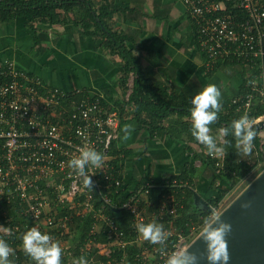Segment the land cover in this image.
Masks as SVG:
<instances>
[{
    "label": "built area",
    "instance_id": "built-area-1",
    "mask_svg": "<svg viewBox=\"0 0 264 264\" xmlns=\"http://www.w3.org/2000/svg\"><path fill=\"white\" fill-rule=\"evenodd\" d=\"M181 2L194 26L207 72L221 65L257 67L259 74L248 81L246 93L231 100L235 111L250 119L254 107L264 100V0ZM259 122L263 128L257 134L258 149L264 164V117L251 120L252 125ZM118 127V114L107 110L101 97L48 87L14 62L1 63L0 239L35 227L59 244L61 264H76L80 257L87 264H165L173 252L186 251L200 227L191 220L185 229L176 223L186 193L195 191L194 184L166 178L160 187L172 191L158 196L154 205L150 189L156 185L146 175L131 182L126 179L123 156L118 153ZM218 134L220 144L223 135ZM87 149L103 155L100 167L86 169L91 190L69 166ZM208 156L220 175L224 153ZM120 210L128 216L126 230L111 214ZM85 221L87 230L80 234L77 226ZM153 221L164 227L163 245L144 240L136 229L139 223ZM16 251L27 256L28 264H35L22 244Z\"/></svg>",
    "mask_w": 264,
    "mask_h": 264
},
{
    "label": "crops",
    "instance_id": "crops-1",
    "mask_svg": "<svg viewBox=\"0 0 264 264\" xmlns=\"http://www.w3.org/2000/svg\"><path fill=\"white\" fill-rule=\"evenodd\" d=\"M85 1L90 6L84 7L82 0H77L66 10L57 9L59 20L54 24L45 20L30 23L21 17L0 22V64L12 61L18 69L40 77L48 87L101 97L105 108L121 117L119 148L128 153L121 154L128 161L134 160L136 177L149 172L161 182L187 171L196 185L195 193L203 197L204 181L210 180V173L199 159H194V155L202 153L200 144L191 142L189 132L180 125L192 123L191 119L171 116L163 121L166 133L153 139L144 126L140 128L132 121L133 105L128 100L136 75H125L123 60L86 19L88 10L103 17L106 28L124 39V47L131 51L151 87L159 84L157 88L164 87L169 95L189 92L192 96L206 85L215 84L221 93L220 101L225 94L231 97L229 79L233 69L221 65L209 71L208 76L194 26L181 0ZM85 23L92 34L84 32ZM126 126H130L127 132ZM217 139L218 135L216 142Z\"/></svg>",
    "mask_w": 264,
    "mask_h": 264
},
{
    "label": "trees",
    "instance_id": "trees-1",
    "mask_svg": "<svg viewBox=\"0 0 264 264\" xmlns=\"http://www.w3.org/2000/svg\"><path fill=\"white\" fill-rule=\"evenodd\" d=\"M77 0H0V22H10L15 18H24L27 22H35L45 20L49 24H54L58 22L59 16L56 15L57 9H67V5L75 3ZM84 7L90 6L88 1L82 0ZM88 9V8H87ZM88 16L86 19L90 20L93 25L97 28L96 31L105 37L107 41V46L110 50L116 51L120 58L124 62V73L127 75L129 72H132L136 75V79L133 84L132 93L129 97L128 104L133 105L132 117L133 122H137L138 126H144L149 133L151 139L161 136L166 133V128L163 125V121L168 120L171 116H178L179 118L186 117L190 118V98L189 92H184L183 96H176L167 94V91L164 87L157 88L159 84L154 87H151L142 76L141 70L137 67L136 59L132 56L131 51H128L123 45V38L118 37L116 34L112 33L110 29H107L104 23V19L101 16H94L93 12L88 10ZM107 16L110 13H105ZM110 17V16H108ZM84 32L86 34H92L93 31H89L90 27L87 23L84 24ZM233 69L232 76L229 79V89L232 92L233 96L229 97L225 94L223 99L220 101L221 109L218 113V118L211 125H209L212 135L215 139L218 135V132L221 128L227 127L231 121L237 119L241 116V113L235 111V106L232 105L231 100L233 97L243 96L248 87V81L255 79L259 74L257 67L252 70H246L237 65H226ZM214 68L211 71H215ZM264 73V60H263V69ZM209 72V71H208ZM211 75V72L208 73V76ZM210 78V77H209ZM262 81L259 80V84ZM172 94V93H171ZM195 94V93H194ZM264 117V100H261L258 103L253 111L250 121L254 118ZM119 117V122L120 121ZM183 131L189 132V140L194 144H199L191 135L190 128L191 123L189 121L181 122ZM252 127L256 130V135L253 140V148L251 153L243 154L240 152L236 139L229 135L228 137H222V142L218 146L224 148V169L217 175L214 170V161L208 156V152L203 145H199L202 150L201 154L194 155V159H199L201 165L205 167L206 170L210 173V180L205 179L203 186L204 191L206 192L203 197H201L208 206L217 207V205L222 201L229 185H235L241 180L245 179L255 168L258 161H260L261 152L258 149V137L259 128L255 125ZM228 141L225 144V141ZM188 152H193L190 147H186ZM125 156L128 155L127 152L120 150L118 153H123ZM128 157H121V161L124 162L121 164L122 168H126L127 171V181L131 182L132 179L135 180V169L134 160L128 161ZM127 165L126 167L124 166ZM146 172L147 170L144 169ZM131 171V173H130ZM134 173V174H133ZM145 177L147 180L152 181V184L156 186L150 189V197L153 199V204H156V199L162 194L172 191L168 187H160L163 185L164 180L161 182L155 181L149 172ZM168 179H182L189 180L187 171H184L180 176L169 177ZM216 183L219 185L216 186ZM127 187V185L125 186ZM194 189L196 185L194 184ZM212 197V198H211ZM183 208L179 210L180 217L177 220L176 225L179 228L185 229V223L188 220L194 223L196 228L203 227L212 212L207 209H203L200 204H195L193 199V193L187 192L183 200ZM111 214L115 217V220L122 230H126L128 225V216L124 211H112ZM88 221L83 222L77 226V232L82 234L87 230ZM6 241L9 247L12 249V255L9 256L11 264H28L27 256L22 254L20 251H16L17 247L22 244V235L17 233L9 234L8 237L1 238Z\"/></svg>",
    "mask_w": 264,
    "mask_h": 264
},
{
    "label": "clouds",
    "instance_id": "clouds-1",
    "mask_svg": "<svg viewBox=\"0 0 264 264\" xmlns=\"http://www.w3.org/2000/svg\"><path fill=\"white\" fill-rule=\"evenodd\" d=\"M220 96L221 93L217 86L209 84L192 95L189 101L191 105V135L206 148L209 154L224 152V148L218 146L216 139L209 134L211 131L209 125L217 120L221 109ZM129 128L130 126H126L125 131L127 132ZM219 131L224 137L233 136L241 153H251L256 130L252 127L246 114L234 119L227 127H223ZM227 143L226 140L225 144ZM102 161L103 155L100 152L95 149H87L72 158L69 161V166L83 178L84 186L91 190V175L87 174L86 169L88 166L100 167ZM209 207L213 213L212 207ZM136 229L144 240L154 245L165 243V230L163 225L158 222L139 223L136 225ZM230 231L231 225L224 222H219L204 231L201 239L205 244L206 255L204 258L207 264H228L229 254L225 237ZM22 247L35 264H61L62 249L59 244L54 242L49 234L42 233L35 227L29 228L22 235ZM11 252L12 249L8 243L0 239V264H11L9 260ZM76 264H87V261L80 257ZM165 264H198V257L188 251L173 252L167 257Z\"/></svg>",
    "mask_w": 264,
    "mask_h": 264
},
{
    "label": "water",
    "instance_id": "water-1",
    "mask_svg": "<svg viewBox=\"0 0 264 264\" xmlns=\"http://www.w3.org/2000/svg\"><path fill=\"white\" fill-rule=\"evenodd\" d=\"M255 126L263 128V123L259 122ZM193 199L195 204L211 212V208L198 194L194 193ZM219 222L231 225V231L225 237L228 264H264V170L206 229ZM204 231L186 250L198 257V264H207L204 258L205 244L201 239Z\"/></svg>",
    "mask_w": 264,
    "mask_h": 264
},
{
    "label": "rangeland",
    "instance_id": "rangeland-1",
    "mask_svg": "<svg viewBox=\"0 0 264 264\" xmlns=\"http://www.w3.org/2000/svg\"><path fill=\"white\" fill-rule=\"evenodd\" d=\"M218 136L220 135L218 134ZM261 156L262 155H260V161H258L253 171L245 179L241 180L235 185H229V188L227 189L228 191L222 201L217 205V207H212L213 215L210 216L207 223L203 227H200L196 231L195 237L203 232L219 216V214L225 210L243 192V190H245V188L261 174L264 169V164L261 163ZM2 235L3 231L0 229V237Z\"/></svg>",
    "mask_w": 264,
    "mask_h": 264
}]
</instances>
